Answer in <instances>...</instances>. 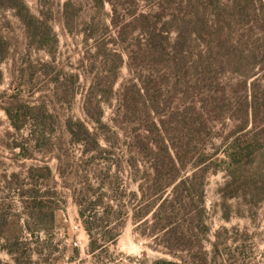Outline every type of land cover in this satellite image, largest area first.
<instances>
[{
    "label": "trees",
    "instance_id": "1",
    "mask_svg": "<svg viewBox=\"0 0 264 264\" xmlns=\"http://www.w3.org/2000/svg\"><path fill=\"white\" fill-rule=\"evenodd\" d=\"M91 1L95 13L83 35L94 50L87 49L82 63L94 74L84 110L96 127L72 117L66 127L71 141L83 145L85 153L103 156L110 153L109 146L125 145L131 179H97L98 185L90 182L81 192L74 191L90 238L89 252L107 261L110 245L118 242L131 218L134 231L164 255L151 264H211L221 256L234 264L230 230L223 227L212 239L208 185L210 175L223 172L226 179L218 189L223 219L256 220L264 202V85L259 83L264 26L258 18L261 10L264 15V0H145L157 6L145 13L137 11L139 0ZM107 4L111 26L105 21ZM121 5L127 8L124 14ZM8 11L25 26L30 51H57L59 38L48 17L36 14L26 0H0V14ZM80 12L75 0L64 4L72 32ZM12 50L11 40L0 30V84L5 79L2 66ZM125 66L130 77L117 90ZM69 77L75 99L81 73ZM61 78L58 73L54 80ZM256 87L262 94L252 99ZM10 91L0 93V104L14 129L21 132L33 120V141L47 146L57 116L46 103L24 102L22 87L14 85ZM105 106L114 114L108 122ZM227 121L235 123L234 129L223 136L215 123ZM220 136L223 142L215 145ZM16 148L24 152L22 143ZM33 172L41 179L52 175L49 166ZM14 180L10 183L26 215L14 209L13 198L0 199L2 248L15 264H35L34 254L42 255L47 248H31L26 234L38 241L39 233L52 235L59 225L60 193L55 191L54 199L40 185L25 190L23 181ZM75 252L78 256L79 249ZM52 254L50 249L47 262Z\"/></svg>",
    "mask_w": 264,
    "mask_h": 264
},
{
    "label": "rangeland",
    "instance_id": "2",
    "mask_svg": "<svg viewBox=\"0 0 264 264\" xmlns=\"http://www.w3.org/2000/svg\"><path fill=\"white\" fill-rule=\"evenodd\" d=\"M32 10L41 16L48 17L54 31L59 38V47L53 54L45 50H32L27 47V33L23 23L15 16L13 11L0 14V30L12 42V53L10 58L3 64L5 79L0 84V93L9 91L15 86L22 87L21 99L31 105L46 103L50 112L57 116L58 124L56 131L47 146H39L33 141V120H30L21 132H17L0 104V199L11 197L15 201V210L23 212L25 209L20 200L16 186L10 181L19 179L23 181L25 190L32 186L40 185L43 190L50 191L55 199V191L59 195V225L54 229L52 235L39 233L37 237L26 234V242L31 248L45 250L42 255L34 254L35 264H151L153 260L164 256L161 252L149 247L151 240L134 231V224L130 218L116 244L109 247V255L104 258L95 256L89 252V235L79 215V206L73 193L75 190L81 192L87 188L90 182L98 185L97 179H131L129 166L126 161L128 153L125 145L110 147V153L99 155L98 153H85L81 144L73 143L66 127L69 118L85 121L91 129L96 126L88 118L84 110V96L92 84L94 74L82 63L87 49L94 50L93 42L87 46L84 42L83 29L86 23L95 13L91 0H75L81 7V12L75 22L73 32L69 30L64 16V4L68 0H26ZM226 1V0H225ZM122 7V8H121ZM125 6H120L124 14ZM151 3L139 0L137 11L141 13L155 10ZM109 16L105 18L106 23L111 26L112 9L107 4ZM128 13V10H125ZM261 24L264 26V15L262 10L258 13ZM114 28L111 27V32ZM259 31H257V34ZM262 33V32H260ZM135 33L134 35H137ZM49 63L50 66H45ZM81 73L79 94L72 99L70 96V74ZM259 83L264 85V71L260 70ZM60 73L62 78L55 82L56 74ZM130 77L129 70L125 66L116 85L120 89L121 84ZM254 81V79L252 80ZM262 90L258 87L252 90V99L256 95L261 96ZM113 109L105 106V121H111ZM234 122L227 121L226 124L215 123V130L220 131L223 136L234 129ZM223 136L214 140L215 145L223 142ZM17 143L24 145V152L16 148ZM103 145L106 144L102 141ZM49 166L52 175L48 178H38L33 168ZM14 173L19 174L15 177ZM208 185V207L210 221L214 233L226 227L230 230L228 244L235 252L234 264H264V202L262 203L256 220L251 217L233 216L230 221L223 219L218 206L220 202L219 187L224 183L223 172L212 174ZM38 180V181H37ZM14 183H18V181ZM13 184V183H12ZM14 185V184H13ZM130 189H136V185H130ZM236 203V202H234ZM82 222L84 229L79 223ZM79 227V229L77 228ZM239 228L235 231L234 228ZM247 234V235H246ZM76 242L78 243L76 245ZM3 240L0 239V264H15L14 258L2 248ZM47 245H51L48 249ZM53 249L49 257L47 253ZM75 249H79L76 255ZM208 249L211 246L208 244ZM73 259V260H72ZM223 256L219 257L217 263L228 264Z\"/></svg>",
    "mask_w": 264,
    "mask_h": 264
},
{
    "label": "built area",
    "instance_id": "3",
    "mask_svg": "<svg viewBox=\"0 0 264 264\" xmlns=\"http://www.w3.org/2000/svg\"><path fill=\"white\" fill-rule=\"evenodd\" d=\"M79 225L81 226V229L80 230H82V228L84 229V227H83V225H82V222H80L79 223ZM78 229H79V227H77ZM78 243L76 242V245H77Z\"/></svg>",
    "mask_w": 264,
    "mask_h": 264
}]
</instances>
